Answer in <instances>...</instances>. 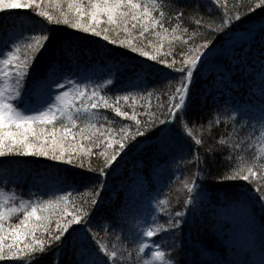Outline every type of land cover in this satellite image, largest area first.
<instances>
[{
	"label": "snow or ice",
	"instance_id": "6c2138e0",
	"mask_svg": "<svg viewBox=\"0 0 264 264\" xmlns=\"http://www.w3.org/2000/svg\"><path fill=\"white\" fill-rule=\"evenodd\" d=\"M257 9L264 10V0H238L231 8L227 0L206 4L201 0H0V17L40 18L38 29H26L15 21L0 29V161L33 157L84 168L87 158L88 171L97 174L88 178L94 185L87 198L74 197L69 177H58L61 186L41 198L30 189L25 194L9 188L16 181L5 176L0 186V261L42 264L51 254L54 264H62V250L71 247L75 264H177L163 242L182 228L189 206L197 204L198 181L210 172L217 155L224 165L217 180L230 187L251 185L248 191L255 193L254 200L264 212V16L255 20L251 13ZM52 25L128 49L179 73V78L156 96L155 111L137 113L133 108L130 114L120 101L131 98L134 104L137 95L146 99L154 93L145 89L144 96L125 90L126 94L110 96L112 78L85 82L91 78L81 76L80 57L66 54ZM237 32L244 34L239 47ZM257 36L261 115L256 123L244 119L247 113L238 119L220 110L207 122L190 120L194 77L221 57L238 61L243 71L255 58L252 46ZM221 41L225 44L217 48ZM165 44L167 51L162 52ZM41 61L43 73L38 68ZM152 67L121 62L117 73L138 80ZM161 95L167 99L162 101ZM106 110L134 123L116 129ZM219 128L224 131L216 138L213 131ZM149 133L159 141L156 149L162 157L174 152V140L179 143V159L191 173L177 178V191L186 194L183 209L173 211L169 199L157 200L156 211L166 219L133 217L135 229L129 228L128 234L122 226L117 231L115 224L93 227L108 169L130 145L137 146L138 137ZM93 148L99 151L93 153ZM243 199L253 197L245 194ZM211 264H264V223L258 242L249 239L230 258H213Z\"/></svg>",
	"mask_w": 264,
	"mask_h": 264
},
{
	"label": "trees",
	"instance_id": "16d2710c",
	"mask_svg": "<svg viewBox=\"0 0 264 264\" xmlns=\"http://www.w3.org/2000/svg\"><path fill=\"white\" fill-rule=\"evenodd\" d=\"M201 2L206 4L207 0ZM237 2L238 0H227V5L231 8ZM251 15L258 21L264 16V10L257 9ZM13 21L26 29H38L40 18L31 14L0 17V29L10 27ZM50 27L57 43L63 42L62 47L66 54L80 57L81 76L91 78V81L85 82L102 83L112 78L114 86H109L112 91L107 93L110 96L126 94L125 90L142 93L144 96H147L145 89L154 93L152 97L146 99L137 95L134 104L131 98L127 103L120 101L123 110L130 114L133 108L137 113L155 111L156 96L167 87L168 82L175 83L179 78V73L164 68L154 61H148L128 49L107 45L99 37L78 32L64 25ZM194 27L195 25L192 24L190 30ZM243 35L241 32L235 34L236 39L239 40L238 47L244 43L241 39ZM223 44L225 42L221 41L216 46L220 48ZM161 51H167V44ZM175 51H179V48ZM252 57L255 58L249 59V64L243 71L237 67L238 61L230 60L229 57H221L215 64L202 69L200 74L194 77L192 111L189 119L207 122L220 110L236 114L238 119L241 113H247L244 119L256 123L261 115L258 75L260 37L258 36L252 46ZM176 58L179 59V56ZM170 59L172 57H169ZM121 62L144 68H148L149 65L153 67L137 80L128 75H118L117 69L120 68ZM38 68L43 73V61ZM160 99L165 101L167 97L161 95ZM128 105H132V108ZM105 114L115 122L112 126L116 129L121 125L134 123L116 117L111 110H106ZM138 118L148 119L144 115H138ZM223 131V128L214 129L213 136L218 138ZM244 134L246 135V130ZM137 140L140 141L137 146L130 145V150H126V154H121L117 162L108 169L106 179L101 178L104 179L106 187L94 211L93 227L97 224H115L117 231L122 226L125 234H128L129 228L135 229L133 217L142 221L150 220L151 215H158L155 207L157 200L169 199L173 211L183 209L186 194L177 191L180 187L177 178L183 179L191 173L185 171L184 164L179 159L181 156L179 143L173 141L175 150L165 158L156 149L159 141L153 133L138 137ZM98 151L99 149L93 148V153ZM84 163L85 167L80 168L33 157L12 158L11 162L0 161V186H3L4 177L7 176L16 181V184H9L8 187L15 188L18 193L27 194L30 189L41 198H48L61 186L58 177H69L71 178L69 184H74V187L69 188L73 191L74 197L87 198L94 185V180L90 181L88 178H94L97 174L88 171L87 158ZM91 163L93 167L97 164L94 155ZM223 167V162L217 155L216 163L210 166V172L198 181L200 199L197 204L189 206L182 228L176 231L174 236L169 234L167 240L163 242L172 252L177 264H211L213 258H230L233 251L239 248L238 237L253 233L264 223V212H261L258 202L254 200L255 193L248 191L251 185L247 188L230 187L227 183L221 184L217 180ZM57 194L62 193L57 192ZM245 194L252 196L253 199L244 200ZM177 198H179L178 202ZM158 219L166 218L158 215ZM172 245H175L174 249ZM59 258L62 264H75L76 257L71 247L64 248ZM0 264H19V262L6 260L0 261ZM42 264H54L51 254L43 258Z\"/></svg>",
	"mask_w": 264,
	"mask_h": 264
},
{
	"label": "rangeland",
	"instance_id": "374dc122",
	"mask_svg": "<svg viewBox=\"0 0 264 264\" xmlns=\"http://www.w3.org/2000/svg\"><path fill=\"white\" fill-rule=\"evenodd\" d=\"M258 206L260 208L259 203H258ZM260 228H261V226L257 230H255L253 233L251 232V233H249L247 235H242V236L238 237V242H237L238 247H240L243 244H245V242L247 240H249V239H254V240H256L258 242L259 234H260Z\"/></svg>",
	"mask_w": 264,
	"mask_h": 264
}]
</instances>
